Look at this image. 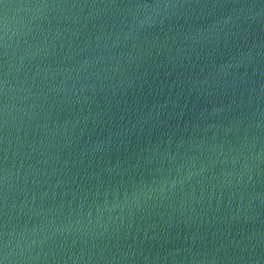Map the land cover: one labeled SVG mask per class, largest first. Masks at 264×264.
I'll list each match as a JSON object with an SVG mask.
<instances>
[{"label": "water", "instance_id": "1", "mask_svg": "<svg viewBox=\"0 0 264 264\" xmlns=\"http://www.w3.org/2000/svg\"><path fill=\"white\" fill-rule=\"evenodd\" d=\"M0 264H264V0H0Z\"/></svg>", "mask_w": 264, "mask_h": 264}]
</instances>
